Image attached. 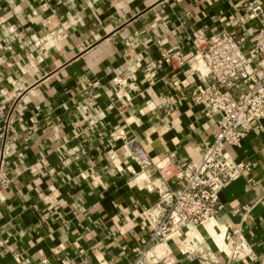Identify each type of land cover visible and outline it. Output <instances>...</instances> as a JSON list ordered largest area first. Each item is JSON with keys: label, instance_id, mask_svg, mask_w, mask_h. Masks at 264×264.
<instances>
[{"label": "crops", "instance_id": "0c3cea01", "mask_svg": "<svg viewBox=\"0 0 264 264\" xmlns=\"http://www.w3.org/2000/svg\"><path fill=\"white\" fill-rule=\"evenodd\" d=\"M243 14L239 0H0V102L18 101L10 129L0 118V264L14 253L32 264L129 263L148 232L138 213L158 195L111 134L198 162L217 117L193 100L197 76L165 62L158 41L189 50L194 30L211 35ZM227 152L253 167L220 192L216 219L239 226L249 264H264V116Z\"/></svg>", "mask_w": 264, "mask_h": 264}, {"label": "built area", "instance_id": "2783aa9c", "mask_svg": "<svg viewBox=\"0 0 264 264\" xmlns=\"http://www.w3.org/2000/svg\"><path fill=\"white\" fill-rule=\"evenodd\" d=\"M239 1L244 14L238 25L211 35L197 28L189 50L166 47L164 38L158 41L165 62L174 68L187 65L197 76L200 84L193 100L206 116L217 117L214 138L201 159L182 165L173 152L152 156L135 138L123 132L111 134L124 141L125 156L138 165L134 178L149 183L158 195L154 204L138 213L148 232L132 247L128 264H176V251L197 264H222L217 252L224 254L225 264H249L255 258L241 228H223L216 219L223 208L220 192L253 167L250 160H235L227 146H239L253 122L264 116V0ZM251 20L254 26L244 29ZM97 85L98 81L88 82L85 92ZM17 103V99L0 102L6 131ZM13 257L15 264H32L21 253Z\"/></svg>", "mask_w": 264, "mask_h": 264}]
</instances>
